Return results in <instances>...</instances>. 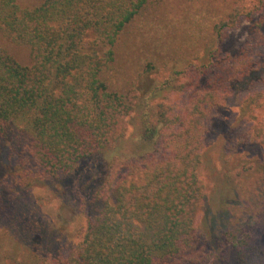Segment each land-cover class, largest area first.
Listing matches in <instances>:
<instances>
[{
  "label": "trees",
  "instance_id": "obj_1",
  "mask_svg": "<svg viewBox=\"0 0 264 264\" xmlns=\"http://www.w3.org/2000/svg\"><path fill=\"white\" fill-rule=\"evenodd\" d=\"M150 1L37 0L25 5L0 0V31L29 54V62L22 64L0 45L2 187L20 193L46 185L114 147L137 103L136 96L113 87L108 70L118 60L127 26ZM241 11L235 6L214 24V42L223 41L229 20ZM213 46L206 49V61ZM251 73L249 58L232 67L233 78ZM147 79L141 89L150 98L169 88L166 83L147 89ZM155 113L157 122L150 113L142 121V142L151 144L155 154L143 164H127L133 179L127 182L122 175L111 188L69 258L51 261L23 254L22 264H264V251L254 246L259 234L252 227V236L224 231L216 243L225 254L204 253V234L196 219L202 185L196 173L205 111L201 108L189 123L181 113ZM159 153V160L153 158ZM5 155L15 157V172L4 173ZM115 164L119 161L110 163L102 188L109 187Z\"/></svg>",
  "mask_w": 264,
  "mask_h": 264
},
{
  "label": "rangeland",
  "instance_id": "obj_2",
  "mask_svg": "<svg viewBox=\"0 0 264 264\" xmlns=\"http://www.w3.org/2000/svg\"><path fill=\"white\" fill-rule=\"evenodd\" d=\"M235 6L240 15L229 20L223 41L214 42V24ZM0 45L20 63L29 62L27 48L11 44L2 31ZM121 45L108 76L115 89L136 96L137 103L125 119L123 135L104 155L75 164L46 185L20 193L0 185V264H22L23 254L68 259L111 188L122 175L127 182L133 179L127 164H143L155 154L151 144L142 142V121L150 113L157 122L156 110L167 117L181 113L188 123L201 108L205 111L196 173L202 185L196 219L204 234V253L210 249L225 254L216 239L236 229L251 236L257 230L254 246L264 251V0H151L127 26ZM210 46L214 51L206 61ZM247 58L252 73L233 78L234 64ZM144 76L147 89L166 83L169 88L150 98L149 91L141 89ZM196 107L199 111L192 115ZM160 155L153 158L159 160ZM10 159H2L4 173L15 172V157ZM112 161H119L118 167L112 170L109 187L102 188Z\"/></svg>",
  "mask_w": 264,
  "mask_h": 264
}]
</instances>
